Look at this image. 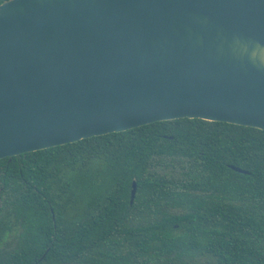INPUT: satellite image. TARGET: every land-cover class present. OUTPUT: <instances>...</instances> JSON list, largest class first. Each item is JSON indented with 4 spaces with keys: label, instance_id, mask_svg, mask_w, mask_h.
<instances>
[{
    "label": "water",
    "instance_id": "water-1",
    "mask_svg": "<svg viewBox=\"0 0 264 264\" xmlns=\"http://www.w3.org/2000/svg\"><path fill=\"white\" fill-rule=\"evenodd\" d=\"M257 45L264 0H0V158L182 117L264 130Z\"/></svg>",
    "mask_w": 264,
    "mask_h": 264
},
{
    "label": "trees",
    "instance_id": "trees-1",
    "mask_svg": "<svg viewBox=\"0 0 264 264\" xmlns=\"http://www.w3.org/2000/svg\"><path fill=\"white\" fill-rule=\"evenodd\" d=\"M197 257L264 264L263 129L182 117L0 158V264Z\"/></svg>",
    "mask_w": 264,
    "mask_h": 264
},
{
    "label": "clouds",
    "instance_id": "clouds-1",
    "mask_svg": "<svg viewBox=\"0 0 264 264\" xmlns=\"http://www.w3.org/2000/svg\"><path fill=\"white\" fill-rule=\"evenodd\" d=\"M250 59L254 63L264 64V47L257 45L252 50V55L250 56Z\"/></svg>",
    "mask_w": 264,
    "mask_h": 264
},
{
    "label": "rangeland",
    "instance_id": "rangeland-1",
    "mask_svg": "<svg viewBox=\"0 0 264 264\" xmlns=\"http://www.w3.org/2000/svg\"><path fill=\"white\" fill-rule=\"evenodd\" d=\"M195 262L196 264H210V263H207V259L204 257H197Z\"/></svg>",
    "mask_w": 264,
    "mask_h": 264
}]
</instances>
